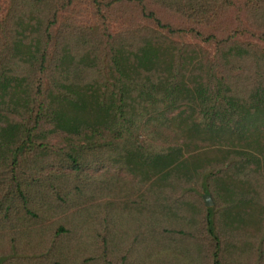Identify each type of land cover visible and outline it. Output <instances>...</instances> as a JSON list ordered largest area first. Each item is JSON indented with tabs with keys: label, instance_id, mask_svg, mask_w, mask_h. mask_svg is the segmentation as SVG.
I'll list each match as a JSON object with an SVG mask.
<instances>
[{
	"label": "trees",
	"instance_id": "trees-1",
	"mask_svg": "<svg viewBox=\"0 0 264 264\" xmlns=\"http://www.w3.org/2000/svg\"><path fill=\"white\" fill-rule=\"evenodd\" d=\"M8 1L0 20L3 222H12L8 217L19 203L32 216L27 200L57 182L62 193L68 183L80 193L71 177L106 161L130 176L136 191L143 187L162 199L174 186L200 181L196 191L213 199V206L201 208L200 222L212 264H219L220 226L248 223L257 229L251 259L264 264V49L238 41L240 20L221 37L198 30L235 8L263 41L264 0H88L99 26L66 23L55 34L56 15L74 0ZM121 2L135 6L151 27L110 34L103 7ZM149 3L190 26L161 21ZM186 36L212 47L211 60L203 48L171 40ZM51 134L64 135L68 150L50 146ZM202 146L214 148V159L189 162L197 154L188 150ZM63 165L70 173H52ZM98 180V193L112 198L111 179L94 178L95 185ZM100 253L98 260L108 264L104 247Z\"/></svg>",
	"mask_w": 264,
	"mask_h": 264
},
{
	"label": "rangeland",
	"instance_id": "rangeland-1",
	"mask_svg": "<svg viewBox=\"0 0 264 264\" xmlns=\"http://www.w3.org/2000/svg\"><path fill=\"white\" fill-rule=\"evenodd\" d=\"M106 3L109 0H99ZM161 21L174 28H187L190 24L181 16L148 4ZM9 1L0 0V20L8 11ZM105 26L110 34H118L136 27H151L139 19L138 9L126 2L109 8L103 7ZM244 34L238 41L255 44L264 49V40L258 41L252 34L243 12L235 8L209 26L198 27L202 34L224 36L238 26ZM68 26L95 29L99 26L94 8L88 0H74L71 6L56 15V23L50 31L55 34L64 24ZM175 43L197 45L211 60L213 48L192 37H173ZM20 120V119H19ZM28 126L33 123L27 119ZM46 125H40L37 129ZM46 142L58 149L68 150V143L62 134L48 135ZM78 142L73 141L75 146ZM205 145V144H204ZM191 148V147H190ZM214 148L202 146L195 151L197 156L189 162L212 161ZM69 166L53 168L52 173H70ZM109 178L112 182L113 197L105 198L98 193L99 180ZM73 183L79 185V192L71 190V183L64 185L67 194L62 193V185L56 183L45 193L27 200L26 214L14 196L18 213L10 214L12 222L5 223L0 211V264H103L100 251L103 247L109 258L108 264H212L211 244L200 230L203 202L199 190L201 182L190 181L184 186L167 191V199L151 195L142 188L136 191L132 178L115 165L98 161L81 167ZM90 178V179H89ZM86 186V187H85ZM11 190H8L10 192ZM1 197V196H0ZM166 197V196H165ZM213 206V199L210 197ZM1 201V200H0ZM181 202H183L182 205ZM107 207V210L104 209ZM229 222V220H227ZM9 229H3L7 224ZM58 228L64 229L60 236H54ZM222 228V243L219 264H261L251 258L257 248V229L250 223L235 228ZM224 228V229H223ZM53 234V235H52ZM104 241V245L101 244ZM98 249V250H97ZM29 259H32L30 262ZM20 260V262H18ZM98 260V261H97Z\"/></svg>",
	"mask_w": 264,
	"mask_h": 264
},
{
	"label": "water",
	"instance_id": "water-1",
	"mask_svg": "<svg viewBox=\"0 0 264 264\" xmlns=\"http://www.w3.org/2000/svg\"><path fill=\"white\" fill-rule=\"evenodd\" d=\"M202 200H203V203H204V206H205V207H210V206H212V202H211V200H210V196H209V195L204 194V195L202 196Z\"/></svg>",
	"mask_w": 264,
	"mask_h": 264
}]
</instances>
